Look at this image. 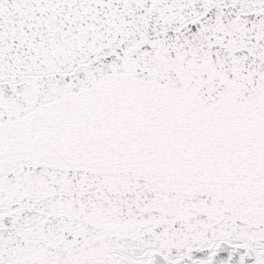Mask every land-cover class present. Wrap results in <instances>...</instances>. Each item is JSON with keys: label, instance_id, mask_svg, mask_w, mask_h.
<instances>
[{"label": "snow or ice", "instance_id": "1", "mask_svg": "<svg viewBox=\"0 0 264 264\" xmlns=\"http://www.w3.org/2000/svg\"><path fill=\"white\" fill-rule=\"evenodd\" d=\"M0 264H264V0H0Z\"/></svg>", "mask_w": 264, "mask_h": 264}]
</instances>
